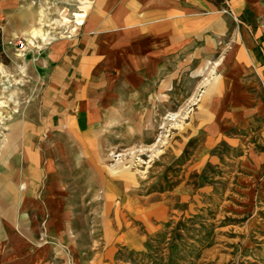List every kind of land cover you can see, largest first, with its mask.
Instances as JSON below:
<instances>
[{"label":"crops","instance_id":"0c3cea01","mask_svg":"<svg viewBox=\"0 0 264 264\" xmlns=\"http://www.w3.org/2000/svg\"><path fill=\"white\" fill-rule=\"evenodd\" d=\"M0 44V89L26 92L0 110V264H61L65 248L73 264H152L157 237L199 208L207 245L241 242L264 264V0H82L57 33L0 0ZM213 68L152 169L109 166L110 150L154 142Z\"/></svg>","mask_w":264,"mask_h":264},{"label":"rangeland","instance_id":"374dc122","mask_svg":"<svg viewBox=\"0 0 264 264\" xmlns=\"http://www.w3.org/2000/svg\"><path fill=\"white\" fill-rule=\"evenodd\" d=\"M81 1L82 0H22V11L26 14V16H28L29 13H35L37 15L38 27L44 30V32L47 31L57 33L61 32L64 28L67 29L69 27L70 23L74 19V16H76L79 10ZM19 39L20 38H17L16 41ZM10 56L13 57L10 54L7 55L3 50V46L0 44V86H2L1 82L6 80L7 76L10 74L2 70L4 63H13ZM215 63L216 62L214 61L212 65ZM212 65L210 68H212ZM220 74L221 72L215 70L214 68L213 72L212 70H209L201 73V75L197 77L199 84L202 83V85L196 91V95L194 93L192 97L186 99V101L176 110H182V112H184V108L188 107V104L191 103L193 96H197L199 99L196 103L190 104V110L179 120V125H171V122L169 121L170 112H168L165 119L160 121V128L157 133L158 135L154 142L141 143L110 150L108 152L109 166L113 167L122 165L125 168H130L135 171L137 170V172L143 174L148 172L149 169H152L153 165L159 161L163 155L167 154L168 149L175 142V139L178 136L180 137V134H188L191 129L192 123L195 122L193 121L195 120L194 115L202 103L201 93L203 94V90H205L210 84L209 82L206 84L203 83L205 78L210 75L211 81H213L219 77ZM16 78L19 79V77ZM16 83L24 86V84H22L23 82L16 81ZM261 85L264 92V73L261 78ZM16 90L17 94L19 93L18 96L20 98H14L12 96L13 91L10 88L0 89V98H5L7 100L6 103L0 100L1 111L3 108L7 111H20V107L23 106V102L26 98V92L23 87L20 90ZM11 122L12 120L8 119L0 120V127L3 128V126H5L7 128ZM164 135L165 137H162ZM160 137L165 138L164 141H161ZM158 142L160 143L159 145L161 150L156 155L150 156V153H144L140 155L141 160L137 155L132 156L129 154V151L132 149L141 148L144 147V145L145 147H150ZM73 172L74 169H71L70 173L72 174ZM201 211L202 210L199 208V213L194 217L183 215L180 221L176 224L175 228L167 231L166 233H162L157 237L155 240L156 245L153 247L151 252L150 260L152 261V264H254L253 260L245 258L253 254V249L245 248L241 242V246L239 247L237 244H235V247L226 246L224 248L211 247L210 245H207V242H210V239L215 240V233L208 229L206 224L208 218L207 213H202ZM231 219L236 218L231 217ZM194 240H196V242ZM65 253L66 259L70 261L65 263L67 262L66 260L61 264H73L70 250L65 248Z\"/></svg>","mask_w":264,"mask_h":264},{"label":"bare ground","instance_id":"6f19581e","mask_svg":"<svg viewBox=\"0 0 264 264\" xmlns=\"http://www.w3.org/2000/svg\"><path fill=\"white\" fill-rule=\"evenodd\" d=\"M34 29H36V28H34ZM40 29V28H39ZM39 31V32H38ZM38 31H33V35H36L37 33H40L41 34V30H38ZM31 38V37H30ZM31 40H32V38H31ZM214 71V68L212 69V72ZM212 75V74H211ZM203 81V80H202ZM211 81V76L209 75V76H207L206 78H205V80H204V84H206L207 82H210ZM211 83V82H210ZM200 87V86H199ZM196 95V94H195ZM199 99V97H194L193 96V98L191 99V103L190 104H194V103H196L197 102V100ZM190 104H188V107H186V108H184L185 110H184V112H182V110L180 111H178V112H175V113H171L170 114V118H169V121L171 122V125H173V126H177V125H179L180 124V122H179V120L181 119V118H183L186 114H187V112L190 110ZM168 118V117H167ZM165 132V131H164ZM162 137H165V135L164 136H162ZM161 138V137H160ZM164 139L165 138H161V141H164ZM158 141H159V139H158ZM160 142V141H159ZM155 143L154 145H152V146H150V147H145V145H144V147H141V148H136V149H132V150H130L129 151V154L130 155H132V156H134V155H137L138 157H140V159H141V156L140 155H142V154H144V153H150V156H153V155H156V154H158L159 152H160V150H161V148H160V143ZM162 144V143H161ZM124 154V153H123ZM128 154V153H127ZM142 160V159H141ZM92 182V181H91ZM92 185V184H91ZM101 214V213H100ZM111 215V214H110ZM101 218V217H100ZM89 219V218H88ZM90 220V219H89ZM76 236V235H75ZM70 240V239H69Z\"/></svg>","mask_w":264,"mask_h":264},{"label":"built area","instance_id":"2783aa9c","mask_svg":"<svg viewBox=\"0 0 264 264\" xmlns=\"http://www.w3.org/2000/svg\"><path fill=\"white\" fill-rule=\"evenodd\" d=\"M16 46L18 49H26L27 48V42L24 39H19L18 41H16Z\"/></svg>","mask_w":264,"mask_h":264}]
</instances>
